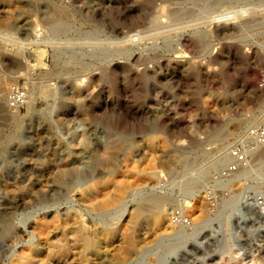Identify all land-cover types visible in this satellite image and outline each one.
Segmentation results:
<instances>
[{"label": "rangeland", "instance_id": "rangeland-1", "mask_svg": "<svg viewBox=\"0 0 264 264\" xmlns=\"http://www.w3.org/2000/svg\"><path fill=\"white\" fill-rule=\"evenodd\" d=\"M262 51L264 0H0V264H264V218L214 179Z\"/></svg>", "mask_w": 264, "mask_h": 264}, {"label": "built area", "instance_id": "built-area-1", "mask_svg": "<svg viewBox=\"0 0 264 264\" xmlns=\"http://www.w3.org/2000/svg\"><path fill=\"white\" fill-rule=\"evenodd\" d=\"M258 89L264 93V69L259 74ZM27 91L21 88H14L10 91L7 99V107L10 113L21 112L27 105ZM264 148V111L258 120L249 126L227 150L229 161L220 168L214 175V179L223 181V189L227 193V200L236 199L237 208L241 213H263L264 212V186L259 190H250L242 185L234 190L240 172L249 167L253 151ZM236 191V193H235ZM233 195V196H232ZM208 205L215 207L217 201L215 190L207 194ZM170 222L175 228L187 229L192 226V220L185 207L174 208L170 213Z\"/></svg>", "mask_w": 264, "mask_h": 264}, {"label": "bare ground", "instance_id": "bare-ground-1", "mask_svg": "<svg viewBox=\"0 0 264 264\" xmlns=\"http://www.w3.org/2000/svg\"><path fill=\"white\" fill-rule=\"evenodd\" d=\"M163 9V7H162ZM165 10V9H164ZM62 22V21H60ZM59 22V24L57 25H53V31L57 32V31H62L61 28L62 27V24ZM160 22V21H158ZM198 23V22H197ZM259 63H262V61H264V51H262L260 54H257V60ZM259 65V64H258ZM3 85V84H2ZM2 91V90H1ZM7 91V90H6ZM6 94V93H5ZM263 112V106L261 107H257L255 109H252L251 111H249V116L247 119L245 120H240V122L238 123V125L236 126V128H241L242 126L244 125H247L248 122H251V121H257L258 118H259V115L260 113ZM258 113V114H257ZM257 151H253L251 156L253 154H256ZM258 156V155H257ZM251 159V158H250ZM251 161V160H250ZM258 161H261L263 162L262 164H264V150L262 152H260L259 156H258ZM163 199V198H162ZM169 200V199H168ZM149 201L152 203L151 205L156 208L157 210H162V206H163V200H161L160 198H156V197H153V198H150ZM185 207V206H184ZM187 208V207H186ZM189 208V207H188ZM141 210V209H140ZM163 211V210H162ZM190 212V210H187ZM138 213H140V211H138ZM247 216V215H245ZM256 216L260 217L261 219L264 218V213H258L256 214ZM249 217V216H248ZM44 227V226H43ZM174 227L173 225H170V228ZM88 242V241H87ZM87 246V245H86ZM234 246V245H233Z\"/></svg>", "mask_w": 264, "mask_h": 264}]
</instances>
